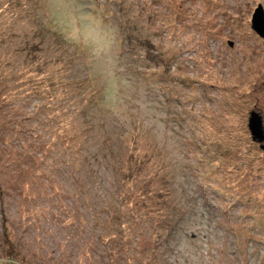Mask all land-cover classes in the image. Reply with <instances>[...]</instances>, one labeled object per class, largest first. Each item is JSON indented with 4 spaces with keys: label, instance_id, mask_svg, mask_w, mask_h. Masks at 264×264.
Here are the masks:
<instances>
[{
    "label": "rangeland",
    "instance_id": "1",
    "mask_svg": "<svg viewBox=\"0 0 264 264\" xmlns=\"http://www.w3.org/2000/svg\"><path fill=\"white\" fill-rule=\"evenodd\" d=\"M258 6L0 0V264H264Z\"/></svg>",
    "mask_w": 264,
    "mask_h": 264
},
{
    "label": "water",
    "instance_id": "2",
    "mask_svg": "<svg viewBox=\"0 0 264 264\" xmlns=\"http://www.w3.org/2000/svg\"><path fill=\"white\" fill-rule=\"evenodd\" d=\"M251 26L261 36H264V16L261 6H258L252 16ZM248 128L251 133L252 139L258 141L261 149L264 151V126L262 118L257 112H251L248 119Z\"/></svg>",
    "mask_w": 264,
    "mask_h": 264
},
{
    "label": "trees",
    "instance_id": "3",
    "mask_svg": "<svg viewBox=\"0 0 264 264\" xmlns=\"http://www.w3.org/2000/svg\"><path fill=\"white\" fill-rule=\"evenodd\" d=\"M157 55H159V54H157ZM163 60V59H162ZM168 63H169V61H168ZM172 63V62H171ZM171 63H169V66H171ZM169 66H168V68H169ZM175 69H176V67H175ZM251 112H257L256 110H253V111H250V113H249V117H250V115H251ZM249 129V128H248ZM0 189H1V187H0ZM169 219L171 220V215L169 216ZM170 223V222H169ZM173 223V222H172ZM175 223V222H174ZM172 225V224H171ZM171 230V229H170Z\"/></svg>",
    "mask_w": 264,
    "mask_h": 264
},
{
    "label": "clouds",
    "instance_id": "4",
    "mask_svg": "<svg viewBox=\"0 0 264 264\" xmlns=\"http://www.w3.org/2000/svg\"><path fill=\"white\" fill-rule=\"evenodd\" d=\"M70 40L73 39L71 33H69V37H68Z\"/></svg>",
    "mask_w": 264,
    "mask_h": 264
}]
</instances>
